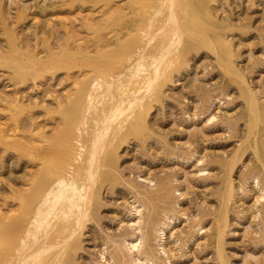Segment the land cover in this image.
Here are the masks:
<instances>
[{
    "label": "rangeland",
    "instance_id": "374dc122",
    "mask_svg": "<svg viewBox=\"0 0 264 264\" xmlns=\"http://www.w3.org/2000/svg\"><path fill=\"white\" fill-rule=\"evenodd\" d=\"M210 1L218 19L217 28L211 32L212 41L222 35L229 40V47L184 48L169 71L162 98L151 102L148 128L129 133L105 166L107 175L90 198L92 212L83 234L68 252L69 264L110 261V256H105L107 260L100 252L108 247L113 250V245L132 232L128 222L137 200L148 207L143 220L146 230L152 218L165 219L173 213L179 218L167 233L172 264H264V172L259 161L260 157L264 159V131L256 145L242 143L254 116L249 106L251 99L243 93L237 78L225 69V61L232 60L245 76L264 121V0ZM100 10H105L102 4L83 5L70 0H0V97L8 100H0V123H5L0 124V135L1 129L7 128L28 144L33 119L52 135L54 123L70 115L74 109L66 101L58 106L56 98L64 99L71 92L79 69L61 68L34 79L28 74L29 67L36 59L46 58L41 60L44 63L50 49L72 53L77 43L94 49L90 45L98 41V34L84 23L93 11L95 18L100 16ZM63 16L70 18L74 29L68 31L61 25ZM12 32L22 48L20 53L13 52ZM115 33L113 29L102 32L108 39ZM230 49L232 55L228 54ZM15 61L23 67L21 75L6 65ZM16 97L25 105L16 107ZM13 143L0 144V213L12 208L21 213V196L31 187L35 170L32 153L22 144ZM46 155L49 154L41 157ZM231 181L236 195L227 210L225 200ZM223 217L227 228L219 242L216 223ZM151 240L156 250L155 237Z\"/></svg>",
    "mask_w": 264,
    "mask_h": 264
},
{
    "label": "bare ground",
    "instance_id": "6f19581e",
    "mask_svg": "<svg viewBox=\"0 0 264 264\" xmlns=\"http://www.w3.org/2000/svg\"><path fill=\"white\" fill-rule=\"evenodd\" d=\"M70 1L81 2L83 5L102 4L105 10H100V16L95 18L93 11L84 23L90 24L99 38L90 45L94 47L92 50L85 47L88 44L77 43L75 52L61 54L50 49V55L44 63L41 60L46 58L31 61L28 74L34 79L45 77L61 68L72 70L74 66L73 70L76 67L79 69L78 75L74 76L71 92L64 99L56 98L58 106L61 107L66 101L67 106L74 110L58 122L57 118L54 119L57 123H54L52 135L35 119L27 135L30 139L28 144H23L26 142L16 138L17 134L10 133L7 128L1 129L0 142L7 146L11 142L25 146L32 153L35 170L33 168L31 187L25 195L21 194V213H16L13 208L0 213V264H69L68 252L77 246L83 234L92 212L90 198L98 192L99 181L107 175L105 166L117 154L129 133H138L148 128L147 116L151 102L162 98L169 71L184 48L198 45L216 50L230 45L229 40L222 35H217V40L212 41L211 32L217 28L218 19L210 0ZM69 17H61L60 23L71 31L74 26L73 23L71 26ZM110 29L116 31L112 39L102 34L104 30ZM80 39L84 40L82 37ZM10 41L15 49L13 52L20 53L22 48L13 32ZM232 53L231 49L228 50V54ZM32 57H37V53H32ZM17 62L6 65L15 74L21 75L23 67ZM225 67L237 78L243 93L251 99L249 109L254 116L246 141L242 143L256 145L264 131L258 99L232 60H226ZM0 100L4 103L8 101L1 97ZM13 102L16 107L25 105L20 97L13 99ZM35 105H39V102H35ZM0 124L3 126L5 123ZM56 138L62 140L55 141ZM44 153L49 155L41 157ZM257 154L260 156L259 152ZM259 161L263 164L264 172L263 157ZM233 166L234 161L231 162V169ZM146 181L151 182L148 179ZM235 195L231 181L225 200L227 210L235 202ZM133 205V217L128 222L132 232L124 235L116 246L110 247L113 250L108 247L104 253L100 252L103 258L110 256V261L106 257L108 261H101L104 264H160V261L172 264L166 243L167 233L179 218L174 213V216L167 215L165 219L152 218L145 226L146 230L143 220L147 205L138 200ZM166 211L163 213L169 214ZM226 228V217L217 219V241L221 242ZM153 237L157 242V252L151 243Z\"/></svg>",
    "mask_w": 264,
    "mask_h": 264
}]
</instances>
